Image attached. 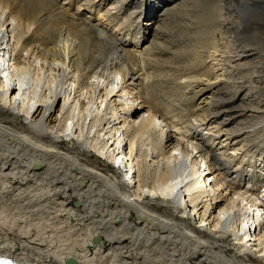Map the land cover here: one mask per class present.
I'll return each instance as SVG.
<instances>
[{"label":"bare ground","instance_id":"6f19581e","mask_svg":"<svg viewBox=\"0 0 264 264\" xmlns=\"http://www.w3.org/2000/svg\"><path fill=\"white\" fill-rule=\"evenodd\" d=\"M72 1L0 0V253L264 264V0Z\"/></svg>","mask_w":264,"mask_h":264},{"label":"rangeland","instance_id":"374dc122","mask_svg":"<svg viewBox=\"0 0 264 264\" xmlns=\"http://www.w3.org/2000/svg\"><path fill=\"white\" fill-rule=\"evenodd\" d=\"M74 1V0H73ZM72 1V2H73ZM111 1V0H110ZM152 1L153 0H144L143 2H144V6H145V13L148 15V14H150L151 13V11H150V9L151 8H149V6H150V3H152ZM159 1V0H158ZM132 5H135L134 3L133 4H130V5H128L127 6V9H126V13L128 14V15H130L131 13H133L134 14V16H135V18H133V20H134V22H132V24L128 27L129 29L127 30L126 29V32H128V33H130L128 36H126V37H128L129 38V40L130 41H132L133 40V38H137L138 36H140L138 33H137V28H135L136 26H137V24L134 26V24H135V22L136 21H138V16L140 15V10H137V11H135V9L133 8L134 6H132ZM77 7H78V2H73V4L71 5V9H72V11H75V10H77ZM130 7H132V8H130ZM120 8V7H119ZM82 9H83V7H82ZM144 8H142V10H143ZM175 9H177V8H175ZM181 9V8H180ZM135 11V12H134ZM175 11V10H174ZM174 11H172L171 13L169 12V10H168V15H167V9L166 10H163V11H161L159 14H157V15H155L157 12L156 11H154L151 15H150V17H155V19H153V20H142L143 22L142 23H144L143 25L144 26H146L145 24V22H147L148 21V26H149V30H148V32H147V36H148V42L147 43H151V41H153V43L156 45V44H160L159 42H162V39H163V41H164V39L166 38H169V40L171 39V37H170V33L168 34L167 33V28L166 27H164V25H163V23L164 22H168V23H171V22H173L172 20H174L175 19V14L173 13ZM83 12H86V14L89 16L90 15V17H92V19L94 18H97L98 16H97V14H96V12H93L92 11V13H90L87 9L86 10H84ZM156 12V13H155ZM177 12V11H176ZM179 12V11H178ZM173 13V14H172ZM126 14V15H127ZM169 14H170V16H169ZM165 20H164V19ZM132 20V21H133ZM164 20V21H163ZM167 20V21H166ZM171 20V21H170ZM154 22V23H153ZM169 26V25H168ZM162 29V30H161ZM130 30V31H129ZM169 31V30H168ZM172 34V33H171ZM173 35V34H172ZM133 36H135V37H133ZM155 36V37H154ZM158 36V37H157ZM163 36V37H162ZM159 38V39H158ZM155 39V40H154ZM165 39V40H166ZM168 40V39H167ZM166 40V41H167ZM168 40V41H169ZM155 41H156V43H155ZM159 41V42H158ZM12 42H14V41H12ZM158 42V43H157ZM132 43V42H131ZM173 43V39L172 40H170V44H172ZM14 45H15V42H14ZM132 47V46H131ZM158 48H161V44H160V47H158ZM171 54H172V50L171 49H167L166 51H165V57H167V56H171ZM132 80H130V82H131ZM132 83H135V80H133L132 81ZM131 87L132 88H135V84H132L131 85ZM169 88H170V86H165L164 87V90L166 91V93L167 94H172L173 92H171V88H170V90H169ZM136 91V90H135ZM135 91H132L133 92V94H128L127 96L128 97H132L133 95H135ZM209 92L210 91H208L204 96H209ZM162 91H161V95H162ZM158 94H159V91H158ZM169 95H166V98L168 97ZM202 98V97H201ZM262 98V96L261 97H259V99H261ZM195 103H198L199 101H200V98H196L195 99ZM261 101H262V103H264V96H263V99H261ZM137 103V102H136ZM184 105H186V103H184ZM224 109V107H220V110H221V112H220V116L221 115H223V116H229L231 113H230V111H228V110H223ZM239 110V109H238ZM250 112H248V113H246L245 115H248ZM261 113V112H260ZM121 115H123V114H121ZM244 114H243V117H240L239 119H238V121L236 122V123H232L231 124V127L232 128H237V127H239L240 125H243V123H245L246 122V116H245ZM183 119H185V118H183ZM182 119V120H183ZM190 120H191V118H189ZM245 121V122H244ZM241 124H240V123ZM234 136H237L236 134L234 135ZM223 138V137H222ZM215 147L216 148H219V151L218 152H223L224 151V149H222L223 148V146L220 144V145H217V144H215ZM221 148V149H220ZM218 150V149H217ZM125 152L127 153V155L128 154H130L129 152H130V150H129V148H126V150H125ZM229 153V152H228ZM91 156H92V158H98L97 157V155H95V153L94 152H91ZM98 159H100V158H98ZM100 161H101V159H100ZM111 170V169H110ZM111 171H113V170H111ZM255 179H256V181H257V179H258V177L256 176L255 177ZM260 190L262 189V187H261V185L258 187ZM215 198H217V196L215 197Z\"/></svg>","mask_w":264,"mask_h":264},{"label":"water","instance_id":"95a60500","mask_svg":"<svg viewBox=\"0 0 264 264\" xmlns=\"http://www.w3.org/2000/svg\"><path fill=\"white\" fill-rule=\"evenodd\" d=\"M77 204H78V202H75V205H77ZM99 241L100 240H99V238L97 236H94L93 239H92V243H99ZM65 263L66 264H73L72 258H66Z\"/></svg>","mask_w":264,"mask_h":264}]
</instances>
